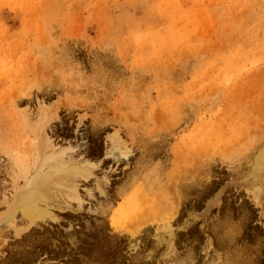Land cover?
<instances>
[{
  "label": "rangeland",
  "instance_id": "rangeland-1",
  "mask_svg": "<svg viewBox=\"0 0 264 264\" xmlns=\"http://www.w3.org/2000/svg\"><path fill=\"white\" fill-rule=\"evenodd\" d=\"M262 158L264 0H0V264H264Z\"/></svg>",
  "mask_w": 264,
  "mask_h": 264
},
{
  "label": "bare ground",
  "instance_id": "bare-ground-1",
  "mask_svg": "<svg viewBox=\"0 0 264 264\" xmlns=\"http://www.w3.org/2000/svg\"><path fill=\"white\" fill-rule=\"evenodd\" d=\"M262 160L264 162V158H262ZM74 189L75 188H74V186L72 184H68L67 185L68 195H69L70 198L75 196ZM41 195L42 194H37L36 198H35L36 202L33 201V202L25 203L24 207H21V209H20L21 217L25 218L24 225H25L26 228L29 227L31 224H33L35 219L44 216L43 213H41L39 211L40 207L38 205L39 204L38 203V199L42 200V198H43ZM44 197L46 198L47 196H44ZM7 228H10L18 236H19L18 233L22 232L21 231L22 229L21 230L18 229L17 222L15 221V209H14V211H10L8 215H3V216L0 217V229H7ZM225 236L224 237L221 236V238L222 237L225 238L224 239L225 241L227 240L226 243H225V241H223L221 239V242L223 244L224 243L227 244V242H228L227 245H229L230 243L233 242V240H234L233 236L234 235H231L230 239L228 238L229 235H227V237H225ZM20 238L21 239L19 241H14V242H17V244H19V243H23L25 241V244H26L27 248H29V249L28 250L27 249H23L24 253L15 252L12 255V258L18 257L17 260H22V263H24V264H33V259L28 255L31 251L35 252L36 254L41 251L43 254H45V251H46L45 247L48 246V241L52 240V236H48L46 233L40 234V233H37V232L32 231V230L29 231L27 234H24V235L20 236ZM57 241H60V240L57 239L56 241H52V244H56ZM4 242L0 241V246H2V243H4ZM58 246L60 247L61 244L58 243ZM225 247H226V245H225ZM52 256L54 257L55 255H52ZM17 264H19V263H17ZM253 264H256V263L253 262Z\"/></svg>",
  "mask_w": 264,
  "mask_h": 264
}]
</instances>
